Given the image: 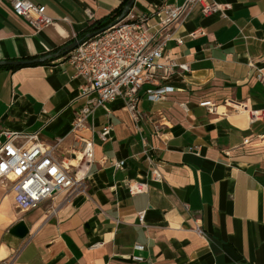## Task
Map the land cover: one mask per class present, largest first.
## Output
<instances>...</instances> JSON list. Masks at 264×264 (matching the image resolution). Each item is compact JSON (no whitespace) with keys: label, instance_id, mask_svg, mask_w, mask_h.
<instances>
[{"label":"crops","instance_id":"crops-1","mask_svg":"<svg viewBox=\"0 0 264 264\" xmlns=\"http://www.w3.org/2000/svg\"><path fill=\"white\" fill-rule=\"evenodd\" d=\"M31 1L52 23L36 31L12 0H0V62L51 58L0 70V134L37 133L47 144L62 138L60 152L78 157L84 188L22 213L0 182V264H264V0H206L226 6L224 15L204 16L196 6L177 29L182 43L167 46L189 72L160 82L166 99L149 101L147 85L139 120L118 99L80 131L73 122L85 80L67 54L52 56L129 0ZM185 1L135 0L131 12ZM197 30L204 33L193 37ZM107 123L113 130L104 141ZM86 139L94 143L88 162L79 160ZM151 164L162 182L152 179ZM130 181L147 191L131 195ZM20 221L30 230L25 239L10 233Z\"/></svg>","mask_w":264,"mask_h":264},{"label":"built area","instance_id":"built-area-1","mask_svg":"<svg viewBox=\"0 0 264 264\" xmlns=\"http://www.w3.org/2000/svg\"><path fill=\"white\" fill-rule=\"evenodd\" d=\"M202 13L209 16L227 9L226 6L206 0H186L183 5L164 4L150 12L136 14L129 12L125 18H119L93 37L82 39L73 51L66 55V62L75 70L76 77L85 82L81 86V98L84 103L74 116L73 130L88 129L90 120L98 108H104L108 114V105L118 99L139 120V102L145 90L146 98L151 102L166 99L167 88L160 82L173 73L189 72L187 65H182L166 55L169 42L175 38L177 29L190 17L198 5ZM15 14L24 18L36 30L52 23L46 7L36 5L31 0H12ZM153 18L157 22L151 24ZM204 32L197 30L192 34L198 37ZM260 80L264 82L262 70ZM157 86V87H156ZM202 106L211 107V102ZM112 124L107 123L99 133L101 140H107L112 133ZM25 140L20 143V140ZM63 139L57 138L52 143L39 140L37 133L18 134L11 131L0 134V182L13 193L19 212H27L53 200L58 194L67 192L74 196L83 191V180L78 177V166L73 164L78 157H69L60 152ZM81 151L83 159L88 162L94 156L92 140H83ZM126 162L113 164L116 170L125 168ZM151 177L162 182L164 177L159 165L151 164ZM146 183L129 182L131 195L146 192ZM145 212L139 214L143 223ZM201 233L200 226L195 228ZM143 250V246H138ZM137 261L142 258L135 257Z\"/></svg>","mask_w":264,"mask_h":264},{"label":"water","instance_id":"water-1","mask_svg":"<svg viewBox=\"0 0 264 264\" xmlns=\"http://www.w3.org/2000/svg\"><path fill=\"white\" fill-rule=\"evenodd\" d=\"M134 3H135V0H129L128 3H127V6L125 8V12L124 14L122 15V19L125 18L126 15L129 14V12L131 11V9L133 8L134 6ZM100 31H96L92 34L89 35V37H93L94 35H96L97 33H99ZM82 42V39H77L75 40L73 43H71L70 45L68 46H65L61 49V53L63 55H66L68 54L69 52L73 51L75 48L78 47V45ZM61 54H56V55H53L52 57L54 58H58ZM51 57H47V58H44V59H39V60H30V61H4V62H0V66H21V65H29V64H33L35 62L37 63H41V62H44L45 60L49 59ZM29 228L28 226L26 225V223L24 221H20L18 222L14 227H12L10 229V233L20 239H25L28 237L29 235Z\"/></svg>","mask_w":264,"mask_h":264},{"label":"trees","instance_id":"trees-1","mask_svg":"<svg viewBox=\"0 0 264 264\" xmlns=\"http://www.w3.org/2000/svg\"><path fill=\"white\" fill-rule=\"evenodd\" d=\"M126 4H127V2L124 4V6H122L118 10H116L110 16L95 21L92 25L87 27L85 29V31L81 35L77 36V38L78 39L87 38L90 34L96 32V31H99V30H103V29L107 28L108 26H110L111 24L116 23L118 21V19L120 17H122V15L124 14ZM61 49L62 48H59L56 51V53H59V54H61L63 56V54L61 53ZM45 63L46 62H44L42 64H45ZM42 64H39V63L36 62V63L31 64V66L42 65ZM25 66H27V65H21V66H0V70L7 69V70H12V71H17V70H19V69H21L22 67H25Z\"/></svg>","mask_w":264,"mask_h":264},{"label":"bare ground","instance_id":"bare-ground-1","mask_svg":"<svg viewBox=\"0 0 264 264\" xmlns=\"http://www.w3.org/2000/svg\"><path fill=\"white\" fill-rule=\"evenodd\" d=\"M82 159H83V156L80 155V159H79V160H82ZM73 164H74L75 166H80V165H78V161H74ZM81 175H82V173H80V177H81Z\"/></svg>","mask_w":264,"mask_h":264},{"label":"rangeland","instance_id":"rangeland-1","mask_svg":"<svg viewBox=\"0 0 264 264\" xmlns=\"http://www.w3.org/2000/svg\"><path fill=\"white\" fill-rule=\"evenodd\" d=\"M82 160H84V159H82ZM82 164H85V163L83 162Z\"/></svg>","mask_w":264,"mask_h":264}]
</instances>
